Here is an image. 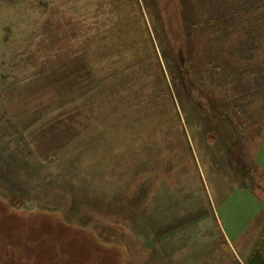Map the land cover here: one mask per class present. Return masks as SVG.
I'll return each mask as SVG.
<instances>
[{"label":"rangeland","instance_id":"rangeland-1","mask_svg":"<svg viewBox=\"0 0 264 264\" xmlns=\"http://www.w3.org/2000/svg\"><path fill=\"white\" fill-rule=\"evenodd\" d=\"M118 1L0 0V264H247L264 227V10L255 52L232 58L239 34L188 35L193 0H139L190 153L173 114L113 113L130 89L153 98L122 35L133 0Z\"/></svg>","mask_w":264,"mask_h":264},{"label":"trees","instance_id":"trees-1","mask_svg":"<svg viewBox=\"0 0 264 264\" xmlns=\"http://www.w3.org/2000/svg\"><path fill=\"white\" fill-rule=\"evenodd\" d=\"M124 3V0H120ZM191 1V0H190ZM194 7L190 2L187 4L188 11L187 15V31L188 35H191L193 28H196V33L200 38H205L208 35L215 37L226 38L235 36L239 34L245 38L246 42H241L237 45L235 50L229 51L230 56L233 57H244L249 53L255 52L253 48V40L251 39L252 29L250 28L251 20L257 16V14L264 10V0H193ZM134 6L131 9L124 7L122 4L118 7V12L120 16V25L123 28L122 35L126 40L127 47L126 51L132 58L137 62L139 69L141 71V76L144 83L150 82L152 86V101L145 98L141 89L131 90L133 94L130 93L131 100L123 98H114V111L120 112L118 108L119 104L126 105L130 109L138 108L140 105L152 107L151 111L154 113L167 112L173 114L176 122L179 125L178 135H182L185 141L184 150L192 152V147L185 135L184 128L181 123L180 116L178 114L175 98L172 94L170 84L167 80L163 64L160 60V56L155 47L154 40L152 39L149 27L147 25L146 19L142 12V7L139 0H133ZM195 10V11H193ZM194 14L189 15L190 12ZM132 16L130 17V15ZM126 15H129L126 16ZM191 16V17H190ZM244 26L247 27L245 29ZM192 26V27H191ZM248 27L251 29H248ZM252 42V43H251ZM245 44V45H244ZM205 51V48L204 50ZM248 51V52H247ZM217 59L211 60L210 62L216 61L220 63L219 53L216 52ZM183 56L180 55V65L184 67ZM232 64V63H231ZM231 64H229L231 66ZM233 65V64H232ZM118 73L116 72V81ZM149 103V104H148ZM145 104V105H144ZM146 106L144 107L147 111ZM161 126V124H160ZM176 138L175 135H172ZM179 143V142H178ZM176 150L171 153L176 156L182 153L183 149H179L176 145ZM70 220V219H69ZM69 220H67L69 223ZM247 264H264V227L256 241L254 249L250 255Z\"/></svg>","mask_w":264,"mask_h":264},{"label":"crops","instance_id":"crops-1","mask_svg":"<svg viewBox=\"0 0 264 264\" xmlns=\"http://www.w3.org/2000/svg\"><path fill=\"white\" fill-rule=\"evenodd\" d=\"M92 7V6H91ZM93 40V39H92ZM83 93V92H82ZM81 98V96L80 97H78L77 99H75V100H70V101H66L65 102V105L64 104H59V110H58V112L60 113V114H62V113H65L66 111H68L67 109V107L69 106V105H72V111H77V105H76V101H78L79 99ZM54 101V100H53ZM84 113L85 114H89L91 117H92V109H85L84 110ZM89 116V117H90ZM67 120H69V121H71V119H67ZM93 120V119H92ZM94 120L92 121V125H94ZM96 124V123H95ZM97 125V124H96ZM74 127H77V124H75L74 125ZM99 142V140L96 142V144H95V142L93 143L94 144V146H97V143ZM93 144H91V146H93ZM94 148H98V147H94ZM97 149H92L91 148V151L90 152H94V151H96ZM259 238V237H258ZM255 246V245H254ZM253 249H254V247H253ZM253 249H252V251H253ZM252 253V252H251ZM251 253H250V255H251ZM249 258H250V256H249ZM248 262V261H247Z\"/></svg>","mask_w":264,"mask_h":264}]
</instances>
